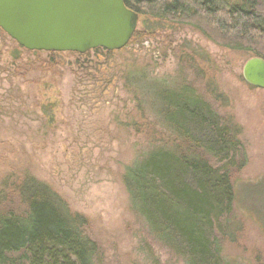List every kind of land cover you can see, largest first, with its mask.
Segmentation results:
<instances>
[{
  "label": "rangeland",
  "instance_id": "374dc122",
  "mask_svg": "<svg viewBox=\"0 0 264 264\" xmlns=\"http://www.w3.org/2000/svg\"><path fill=\"white\" fill-rule=\"evenodd\" d=\"M148 13L138 16L143 37L110 53L27 51L0 30V209L24 211L12 187L29 175L88 219L95 264H184L131 210L123 176L172 139L159 95L192 92L237 126L246 158L231 176L232 237L221 258L264 264V90L242 78L255 56L219 46L204 23Z\"/></svg>",
  "mask_w": 264,
  "mask_h": 264
},
{
  "label": "trees",
  "instance_id": "16d2710c",
  "mask_svg": "<svg viewBox=\"0 0 264 264\" xmlns=\"http://www.w3.org/2000/svg\"><path fill=\"white\" fill-rule=\"evenodd\" d=\"M124 5L139 17L147 11L162 21H199L216 37L203 34L219 46L264 60V0H124ZM141 37L135 31L131 40ZM159 96L172 139L125 170L131 210L184 264H226L220 244L232 237L231 176L246 164L237 126L192 92ZM188 124L208 137L193 136ZM12 192L24 211L0 209V264H95L98 247L85 235V216L29 175Z\"/></svg>",
  "mask_w": 264,
  "mask_h": 264
},
{
  "label": "water",
  "instance_id": "95a60500",
  "mask_svg": "<svg viewBox=\"0 0 264 264\" xmlns=\"http://www.w3.org/2000/svg\"><path fill=\"white\" fill-rule=\"evenodd\" d=\"M138 15L124 0H0V30L27 51L86 54L126 47ZM243 81L264 90V60L248 59Z\"/></svg>",
  "mask_w": 264,
  "mask_h": 264
},
{
  "label": "flooded vegetation",
  "instance_id": "af4514ba",
  "mask_svg": "<svg viewBox=\"0 0 264 264\" xmlns=\"http://www.w3.org/2000/svg\"><path fill=\"white\" fill-rule=\"evenodd\" d=\"M96 50H98V49H95V50H93V51H96Z\"/></svg>",
  "mask_w": 264,
  "mask_h": 264
}]
</instances>
